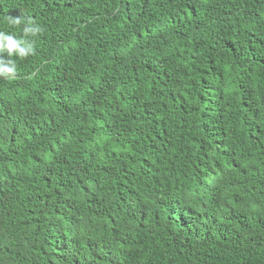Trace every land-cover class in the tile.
Wrapping results in <instances>:
<instances>
[{"label": "trees", "instance_id": "16d2710c", "mask_svg": "<svg viewBox=\"0 0 264 264\" xmlns=\"http://www.w3.org/2000/svg\"><path fill=\"white\" fill-rule=\"evenodd\" d=\"M0 32L33 49L0 45V264H264V0H0Z\"/></svg>", "mask_w": 264, "mask_h": 264}, {"label": "clouds", "instance_id": "9594fccd", "mask_svg": "<svg viewBox=\"0 0 264 264\" xmlns=\"http://www.w3.org/2000/svg\"><path fill=\"white\" fill-rule=\"evenodd\" d=\"M13 23L19 24L20 21L14 20ZM27 25L28 26H25L23 29L25 36L28 34L34 36L36 33L41 31V28L39 26H35L32 21H28ZM26 43L27 42L24 39H16L13 35L0 32V45L7 48L9 56L13 54V50H15V53L20 57H26L32 54L33 49L30 44L21 47V45H25ZM15 72L16 64L14 61H5L3 58H0V75H9V78H11L10 74H14Z\"/></svg>", "mask_w": 264, "mask_h": 264}]
</instances>
